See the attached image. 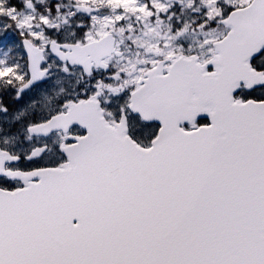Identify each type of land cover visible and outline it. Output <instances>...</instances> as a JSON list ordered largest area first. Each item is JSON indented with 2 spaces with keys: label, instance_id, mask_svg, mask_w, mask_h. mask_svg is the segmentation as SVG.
Masks as SVG:
<instances>
[{
  "label": "snow or ice",
  "instance_id": "1",
  "mask_svg": "<svg viewBox=\"0 0 264 264\" xmlns=\"http://www.w3.org/2000/svg\"><path fill=\"white\" fill-rule=\"evenodd\" d=\"M0 264H264V0H0Z\"/></svg>",
  "mask_w": 264,
  "mask_h": 264
}]
</instances>
